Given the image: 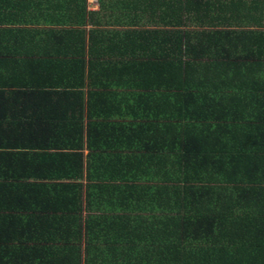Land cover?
Returning a JSON list of instances; mask_svg holds the SVG:
<instances>
[{
    "label": "trees",
    "instance_id": "16d2710c",
    "mask_svg": "<svg viewBox=\"0 0 264 264\" xmlns=\"http://www.w3.org/2000/svg\"><path fill=\"white\" fill-rule=\"evenodd\" d=\"M34 2L0 0V264H264V225L249 231L238 213L261 211L264 219V167L257 165L264 157L248 146L264 120L244 119L229 59L184 43L178 30L141 32L140 44H120L121 59L89 62L102 90L88 96L94 122L86 138L83 104L81 121L26 122L25 131L20 116L36 119L50 100L84 102L83 94L31 92L65 83L63 62L41 61L31 71L28 60L7 58V37L19 39L7 25ZM159 35L165 39L155 41ZM59 40L54 46L62 49L67 41ZM85 71L82 61L64 78ZM254 78L243 79L242 89L262 76ZM111 114L114 122L100 121ZM229 241L239 246L228 248Z\"/></svg>",
    "mask_w": 264,
    "mask_h": 264
},
{
    "label": "crops",
    "instance_id": "0c3cea01",
    "mask_svg": "<svg viewBox=\"0 0 264 264\" xmlns=\"http://www.w3.org/2000/svg\"><path fill=\"white\" fill-rule=\"evenodd\" d=\"M32 5H34L32 9L24 10V13H21L23 15L18 23L7 25V30H12L11 34L19 37L18 41L7 37V58H14L20 62L28 60L29 67L32 65L31 71L40 67L41 61L58 60L57 62H63L64 68L60 73L66 80L65 83L54 84L51 82V84L41 87L35 85L30 87L31 92L37 93V90H44L48 93L83 94L84 102L74 101V98L69 99L68 102L50 100L45 104L49 111L45 114L35 113L36 119L26 120L33 116L28 113L20 116L21 120L18 119V121L21 122V128L25 131H28L26 122L55 123L59 121L60 117L65 122L81 121L79 108L83 104V126L86 138L88 124L92 122L88 118V96L90 93L102 90V88L93 86L94 80L89 75L88 64L92 58L121 59L126 53L123 47H120L122 42H131L134 47V44H140L139 35L141 32L155 33L156 31L176 30L180 32V38L184 43H196L197 49L203 45L205 49L209 48L208 50L213 56L226 57L227 61L229 59L227 67L230 69V76L235 77V80L231 82H236L238 85L235 92L238 94L243 90L244 93V119L264 120V65H262L264 64V0H35ZM17 9H11L10 13L19 11ZM7 35L9 34L7 33ZM60 38L67 41L65 45L62 44V49L54 46L55 42L60 41ZM164 39V35L154 37L155 41ZM101 42L102 47L96 50L95 43ZM66 45L69 47L67 50L65 49ZM106 47L110 50L108 51ZM82 61L86 65L83 76H73L71 82L67 77L64 78L70 74L67 72L70 69L74 71L80 69ZM256 61L258 64H255ZM245 63L249 66L252 65V69L248 73L246 72L244 77H238L241 69L247 67ZM43 66L45 65L43 64ZM259 76H262V79L258 85H249L248 87L244 85L243 87L246 89H242L243 79ZM17 90L19 89L9 88L7 93ZM116 90H118L117 87L114 91ZM37 104L40 103H35V105ZM29 105L31 107L34 104ZM51 105L60 107V111H52ZM65 105L69 107V111L66 110ZM118 110L119 107L113 110L116 120L118 118L115 112ZM110 117L108 120L103 116L100 121L114 122L112 114ZM47 118H50V121ZM36 129L32 127L31 130L35 131ZM250 139L248 145L250 154L253 153L261 159L264 157V132L254 131ZM116 148L124 147L117 146ZM88 153L85 141V156ZM120 153L128 155V152L125 151ZM254 165L256 164H248L246 167L252 168ZM257 165L263 168L264 159H261ZM259 173L263 175V173ZM252 180H254L252 176L247 177L246 185H252ZM258 183L260 186H264V177ZM238 213L244 215L243 225L251 228L249 231H254L258 226L263 227L264 219H260L261 211L248 209L238 210ZM146 214L153 215V212H146ZM156 214L159 216L158 212ZM229 225L233 228V224H230L228 218L227 226ZM230 235L233 237L232 234ZM227 245L228 248L239 246L233 241H229ZM241 246L243 247V245ZM211 248L213 246H210ZM214 261L216 259L210 261L205 259L204 264L207 262L216 264ZM198 263L199 260L196 264ZM226 263L235 264L230 258Z\"/></svg>",
    "mask_w": 264,
    "mask_h": 264
}]
</instances>
